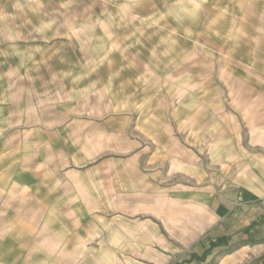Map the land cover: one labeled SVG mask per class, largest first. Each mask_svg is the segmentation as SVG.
Masks as SVG:
<instances>
[{
    "label": "clouds",
    "instance_id": "9594fccd",
    "mask_svg": "<svg viewBox=\"0 0 264 264\" xmlns=\"http://www.w3.org/2000/svg\"><path fill=\"white\" fill-rule=\"evenodd\" d=\"M126 194L264 264V0H0V264H124Z\"/></svg>",
    "mask_w": 264,
    "mask_h": 264
},
{
    "label": "crops",
    "instance_id": "0c3cea01",
    "mask_svg": "<svg viewBox=\"0 0 264 264\" xmlns=\"http://www.w3.org/2000/svg\"><path fill=\"white\" fill-rule=\"evenodd\" d=\"M181 164L178 160L177 167ZM118 204L134 209V214L125 220L128 244L121 248L122 255L116 257L124 264H229L234 259L227 237L204 238L200 233L191 236L182 233L179 224L166 225L141 211L132 194H126ZM121 243L117 237L115 248H120ZM218 256L220 261L216 259Z\"/></svg>",
    "mask_w": 264,
    "mask_h": 264
},
{
    "label": "rangeland",
    "instance_id": "374dc122",
    "mask_svg": "<svg viewBox=\"0 0 264 264\" xmlns=\"http://www.w3.org/2000/svg\"><path fill=\"white\" fill-rule=\"evenodd\" d=\"M97 12H99V9H96Z\"/></svg>",
    "mask_w": 264,
    "mask_h": 264
}]
</instances>
